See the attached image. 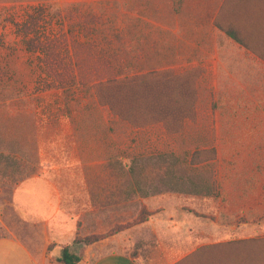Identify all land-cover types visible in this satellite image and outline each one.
<instances>
[{
	"label": "rangeland",
	"instance_id": "obj_1",
	"mask_svg": "<svg viewBox=\"0 0 264 264\" xmlns=\"http://www.w3.org/2000/svg\"><path fill=\"white\" fill-rule=\"evenodd\" d=\"M31 14L59 80L17 30ZM150 71L174 75L155 83L173 108L195 97L177 132L98 105L95 82ZM0 153V238L26 237L13 194L48 173L79 236L127 226L120 251L144 264H264V0H0Z\"/></svg>",
	"mask_w": 264,
	"mask_h": 264
},
{
	"label": "trees",
	"instance_id": "obj_2",
	"mask_svg": "<svg viewBox=\"0 0 264 264\" xmlns=\"http://www.w3.org/2000/svg\"><path fill=\"white\" fill-rule=\"evenodd\" d=\"M39 7L40 6H38L37 9L40 10ZM220 9H218L215 15L214 25L224 31L231 39L236 42H241V39L238 37L235 30L224 28L219 24L218 14L220 13ZM36 22L37 20L35 19L34 14H31L24 23H16L15 25L17 30L22 31L24 35L23 43L26 46V50L32 53L39 52L43 54L42 60L45 61L44 67L48 71V69L51 70L49 56L51 54L54 56L52 49L58 42L55 38L51 39L49 37H42L37 30H34L33 28L36 26ZM31 33L33 35L29 37ZM57 69L58 67H55L54 72H47L55 81L56 79L59 80V77L62 76V72ZM157 72L150 71L125 77H111L95 82L93 86L99 103L98 105L108 106L118 119L131 126L146 127L160 123L169 131L177 132L183 128L185 120L194 118L193 107L195 97L190 103L187 102V105L185 102V106H177L178 109L173 108L172 104L173 102L174 104L176 102V100L172 98L173 95H171V98L163 97L165 99H161L162 97L158 94V89L156 88L155 83H159V81L163 83H171L170 79L175 77L174 75L167 74L166 76L160 73L154 75ZM152 75L154 76L152 77ZM51 83L50 85H47V87H51ZM193 86L194 85H192L188 92L196 96ZM144 112L147 116L143 120L139 118V114H143ZM3 156L4 155L0 153V157ZM146 213V211H143L138 222L144 223L148 220L149 213L145 216ZM126 228L127 226H117L104 235L79 236L77 233L71 242L62 246L61 255L56 261L61 262L62 264H78L84 257L85 248L107 239L110 236H114ZM52 246L53 245L49 246L48 249L51 250ZM189 256L177 264H193L196 255Z\"/></svg>",
	"mask_w": 264,
	"mask_h": 264
},
{
	"label": "crops",
	"instance_id": "obj_3",
	"mask_svg": "<svg viewBox=\"0 0 264 264\" xmlns=\"http://www.w3.org/2000/svg\"><path fill=\"white\" fill-rule=\"evenodd\" d=\"M28 181L36 185L37 191L33 193L40 203H25L21 206L17 201L18 188ZM24 182L15 190L12 201L26 225L27 235L20 237L12 233L11 236L0 238V249L4 251L3 254L0 253V264H62L56 261L61 255L62 246L71 242L78 233V221L71 216L74 210L66 206V193L59 188L55 175L42 173ZM75 198H78L76 193ZM155 219L163 222L155 214L146 223ZM122 238L124 234H117L89 246L78 264H144L140 254L134 256L120 251ZM51 245L53 246L49 250Z\"/></svg>",
	"mask_w": 264,
	"mask_h": 264
}]
</instances>
